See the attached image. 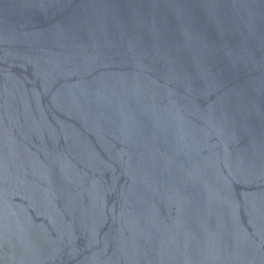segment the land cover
I'll list each match as a JSON object with an SVG mask.
<instances>
[{
    "label": "water",
    "instance_id": "95a60500",
    "mask_svg": "<svg viewBox=\"0 0 264 264\" xmlns=\"http://www.w3.org/2000/svg\"><path fill=\"white\" fill-rule=\"evenodd\" d=\"M0 264H264V0H0Z\"/></svg>",
    "mask_w": 264,
    "mask_h": 264
}]
</instances>
